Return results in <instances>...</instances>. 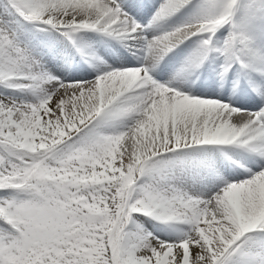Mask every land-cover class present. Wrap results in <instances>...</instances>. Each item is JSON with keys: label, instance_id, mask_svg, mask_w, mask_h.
I'll return each mask as SVG.
<instances>
[{"label": "snow or ice", "instance_id": "obj_1", "mask_svg": "<svg viewBox=\"0 0 264 264\" xmlns=\"http://www.w3.org/2000/svg\"><path fill=\"white\" fill-rule=\"evenodd\" d=\"M0 264H264V0H0Z\"/></svg>", "mask_w": 264, "mask_h": 264}]
</instances>
